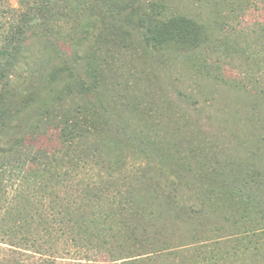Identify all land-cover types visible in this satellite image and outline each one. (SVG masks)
<instances>
[{"label": "trees", "instance_id": "1", "mask_svg": "<svg viewBox=\"0 0 264 264\" xmlns=\"http://www.w3.org/2000/svg\"><path fill=\"white\" fill-rule=\"evenodd\" d=\"M143 1L134 7L121 6L117 0H17L8 27L0 28V94L13 88L10 76L20 72L31 40L42 37L51 47L50 43L60 41L58 34L69 21L80 37L71 43L68 61L72 66L66 65L58 45L55 53L64 61L55 70L65 72L61 84L71 85L62 90L63 96L77 101L67 109L44 101L28 133H34L29 139L46 138L50 144L41 143L38 149L24 153L31 157L28 170L32 172L38 160L44 166L65 160L61 164L72 168L70 181L42 187L39 196L37 191L24 194L16 205L15 219L17 229H25L26 234L18 243L30 245L33 253L52 264H264V172L250 167L255 160L264 163V134L255 133L254 149L248 147V141H237L247 153L242 160L222 158L215 140L191 146L178 159L183 173L170 166L166 152L155 145L157 124L139 128L124 117L122 104L103 100L106 83L102 74L103 67L122 53L143 48L190 57L210 53L213 45L222 44L226 55L247 51L264 63V20L252 30V42L242 44L241 34L234 31V37L226 36L225 27L244 14L251 0H227L229 21L220 26V36L215 39L209 35L211 25L195 24L171 13L163 0ZM84 14L94 15V19L87 18L78 29L79 16ZM83 44L88 48L83 50ZM81 64L83 72L74 79L70 72ZM248 77L246 83L236 79L218 82L252 96L264 108V76H259L260 81ZM12 128L11 116L0 110V153L8 147L11 155L12 150L20 154L22 150H14L17 144L25 147L21 145L25 138L7 139ZM243 166L248 170L239 171ZM156 175H166L164 186L173 193L168 199L170 210L187 218L212 217V227L194 242L179 238L169 248L127 247L129 239L137 243L139 233H144L140 226L148 230L149 214L136 205V197ZM47 200L49 208L45 207ZM43 207L51 212L50 217L41 213L34 219L35 211L44 212Z\"/></svg>", "mask_w": 264, "mask_h": 264}, {"label": "rangeland", "instance_id": "2", "mask_svg": "<svg viewBox=\"0 0 264 264\" xmlns=\"http://www.w3.org/2000/svg\"><path fill=\"white\" fill-rule=\"evenodd\" d=\"M142 1L117 0L121 6L134 7H138L137 4L143 5ZM163 2L173 14L188 17L195 24L211 25L212 30L209 32L211 39L219 37L220 26L229 21L227 0H163ZM15 8L17 0H0L2 30L8 27ZM87 18L93 20L94 15L79 16L78 29ZM263 20L264 0H251L244 14H240L237 21H230L225 27L226 29L228 27L225 35L230 34L234 37L241 34V38H244L242 44L245 40L252 42L254 35L252 30ZM71 26L70 21L63 24L58 34L60 41L50 43L51 47L42 37L31 40L32 47L20 72L10 76L13 88L0 94V110H5L11 116L13 126L7 139L15 142L17 141L15 139L25 138L21 144L25 147L21 148L17 144L18 148L14 149L22 150V153L18 154L12 150L11 155L8 147L0 153V264L53 263L33 253L30 245L28 247L19 245V238L26 232L25 229H17L15 217L19 210L16 205L20 204L21 198L26 196L25 193L38 192L42 187H52L60 181L67 185L70 181L72 168L69 167L70 164H61L65 160L59 159L46 166L38 160L35 167L32 166L36 168L32 172L28 170L31 157L26 154L33 151V148L38 149L42 146L41 143L50 144L49 141H44L46 138H36V141L29 139L34 137V133H28V129L35 125L36 116L41 110L40 105L48 100L53 107L67 109L77 101L75 98L63 96L62 90L71 85H62L65 72L55 71L57 67L64 66V61L55 54L59 48L60 52L64 53L61 57L67 59L66 65H73V62H69L71 58L68 54H71L73 40L80 37L73 33L75 28L72 31ZM234 31L237 32L235 35ZM69 35H72V38L69 39ZM232 37H228L229 42L232 41ZM86 48L88 46L83 44L82 49ZM224 50L225 46L218 44L210 48L212 51L210 53L205 50L207 53L204 51L203 55L199 56L196 53L190 57L172 50L153 51L147 48L138 49L134 53H122L117 60L102 69L106 83L103 100L116 102L118 106L122 104L121 107L125 108L124 117L139 128L143 125L151 128L152 124H157L155 129L158 130V142L155 145L166 152V162L170 166H177L183 173L182 165L178 166L181 152L211 140L219 143L217 152L222 158L242 160L247 153L243 146L236 145L237 141H248L250 149L256 148L253 137L255 133L264 134V108L252 96L230 89L226 84L219 83L218 79H236V82L246 83L250 75L260 81L259 76H264V71L259 66L264 68V63L260 56L247 51L226 55ZM82 67L83 64L78 66L76 71L70 72L74 79L77 73L82 74ZM60 94L61 98L58 99ZM134 107L140 111H134ZM105 152H108V149H105ZM110 153L112 150H109V156ZM254 166L264 172V163L255 160L250 167ZM243 168L244 166L239 171L244 170ZM36 175L38 177H35ZM156 176L157 179L140 190L136 197V205L149 214L148 230H143L140 226L144 233H139L138 242H134L135 244L129 239L128 243H125L127 247L150 245L158 249L169 248L179 238L194 242L212 227L211 223L214 221L212 217L187 218L188 215L170 210L167 206L168 199L173 197V193L164 186L167 181L166 175ZM37 195L41 194L38 192ZM49 205L50 201H45V207L49 208ZM45 207L44 212L35 211L33 218L39 219L41 213L50 217L51 212H47ZM71 262L74 261L64 263L72 264Z\"/></svg>", "mask_w": 264, "mask_h": 264}]
</instances>
